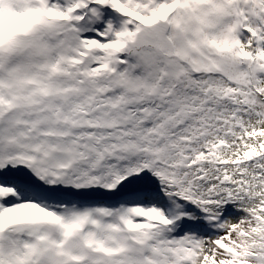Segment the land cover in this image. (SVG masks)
<instances>
[{
  "label": "snow or ice",
  "instance_id": "snow-or-ice-1",
  "mask_svg": "<svg viewBox=\"0 0 264 264\" xmlns=\"http://www.w3.org/2000/svg\"><path fill=\"white\" fill-rule=\"evenodd\" d=\"M0 264H264V0H0Z\"/></svg>",
  "mask_w": 264,
  "mask_h": 264
},
{
  "label": "rangeland",
  "instance_id": "rangeland-1",
  "mask_svg": "<svg viewBox=\"0 0 264 264\" xmlns=\"http://www.w3.org/2000/svg\"><path fill=\"white\" fill-rule=\"evenodd\" d=\"M109 19H112L114 23L119 24V16H109ZM223 208L227 209L226 213H222V218L229 219H239L245 215L244 210L241 208L239 203H227L223 206Z\"/></svg>",
  "mask_w": 264,
  "mask_h": 264
}]
</instances>
